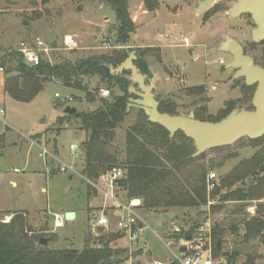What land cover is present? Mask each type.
<instances>
[{
    "label": "rangeland",
    "instance_id": "obj_1",
    "mask_svg": "<svg viewBox=\"0 0 264 264\" xmlns=\"http://www.w3.org/2000/svg\"><path fill=\"white\" fill-rule=\"evenodd\" d=\"M157 1V9L149 11L145 0H129L136 31L127 46L131 52L146 51L142 58L148 63L151 76L157 79L155 95L159 101H173L179 114L200 109V117L213 119L228 103L235 109L249 108L253 89L248 90L243 79L234 77L235 70L226 68L231 56L216 51L228 34L238 38L248 54L262 63L264 44L251 42V19L245 16L231 20L226 16V9L234 0H216L213 8L201 16L193 10L201 0ZM116 28L114 13L101 0H0V51L15 50L23 41L42 37L48 46L58 48L51 56L54 62L62 59L77 62L110 55L121 48L116 45ZM67 34L78 38L79 49H64ZM185 37L190 46L184 44ZM82 78L84 87L97 97L95 102L84 92L66 87L58 80L47 84L30 103L8 97L0 102L5 105V115L0 118L1 219L8 223L14 213H24L31 235L48 239L46 247L52 250H83L101 245L100 235L93 227L102 218L105 200L94 188H89L91 183L82 172L81 145L87 134L80 129L79 121L64 110L72 106L77 112L93 111L100 107L101 99H110V94L102 96V90L109 93L110 90L98 76L89 75V71L83 72ZM203 84L206 88L203 93L191 91ZM113 92L120 93L117 88ZM69 97L73 101H68ZM127 113L112 144V151H118L120 160L125 158L127 132L137 122L145 121L139 108L130 107ZM175 140L176 145L191 146L190 152L195 153L196 148L183 135L179 134ZM71 144L77 149L72 150ZM44 149L49 154L42 156ZM194 159L182 166L177 175L182 184L190 172L202 168L206 170L207 184L209 175H216L215 189L206 188V205L165 212L142 208L140 212L148 228L140 240L147 245L151 258L140 241L130 245L124 237L111 244L128 250L123 255L128 256L123 264L153 263V260L171 264L174 254L180 256L182 252L178 241L171 242L166 233L173 234L175 226L188 232L194 225L207 222L216 231L213 246L221 245L220 256L227 258L237 253L236 264H264V235L247 240L243 228L245 221L257 217L264 220V188L253 190L259 177L264 176V141L253 144L244 138ZM62 163L73 167L75 172H63ZM94 194L96 200L92 198ZM117 195L128 201L123 190L118 189ZM72 212L75 219L65 220L63 227H55L57 215L66 219V214ZM118 232L115 219L110 217L106 233ZM131 252L146 257L142 262Z\"/></svg>",
    "mask_w": 264,
    "mask_h": 264
},
{
    "label": "trees",
    "instance_id": "obj_2",
    "mask_svg": "<svg viewBox=\"0 0 264 264\" xmlns=\"http://www.w3.org/2000/svg\"><path fill=\"white\" fill-rule=\"evenodd\" d=\"M101 2L115 15L116 45L121 48L110 55L89 57L77 62L62 59L61 62L49 63L42 60L35 67L26 65L24 56L19 51H3L0 65L5 69V93L18 102L30 103L47 84L58 80L66 87L84 92L91 102H95L97 97L83 85L82 73L88 69L89 75L98 76L108 85L110 99H101L100 107L93 111L70 114L79 121L80 129L87 134L86 141L81 145L82 172L86 180L98 183L101 176L122 168L125 174L118 182L119 190L126 192L128 200L142 199V208L146 211L156 212L163 209L165 212L173 208L183 210L206 205L208 201L206 170L202 168L190 172L184 184L177 175L182 166L195 160L192 158L194 153L190 152L191 146L175 144L179 134L184 136L182 132L170 138L166 129L151 124L145 113L140 110L145 121L137 122L127 132L124 160H120L117 150L112 151L117 129L125 121L129 100L134 96L128 91L132 85L130 73L124 72L116 77L111 74L108 66L118 67L128 57L131 51L127 43L130 36L135 34L136 27L129 12V0ZM145 5L149 11H154L158 7V1L145 0ZM138 52L136 64L144 74L150 75L148 63L142 58V53L146 51ZM115 88L120 91L119 95L113 92ZM191 91L203 93L204 89L194 88ZM234 109L235 107L228 103L227 108L221 111L216 119L200 117L199 109L196 110V117L201 121L217 122ZM159 110L163 113L179 114L176 103L171 100L161 102ZM187 141L193 145L191 139L188 138ZM249 141L253 144L263 143L264 137ZM89 188L94 187L90 184ZM262 188L264 176L259 177L253 190L256 192ZM196 227L194 225L190 231L181 232L177 236L186 239L187 235L195 232ZM243 228L247 240L257 238L264 235V220L257 217L245 221ZM99 235L98 241L101 245L97 247L89 246L83 250L74 248L52 250L40 245L41 236L31 235L28 218L24 213H14L13 219L8 223L3 222L0 213V264H123L128 258V256L123 258V255L128 250L112 247L111 244L126 237L125 233L103 232ZM216 235L214 230V237ZM215 246L214 256L220 257L221 249L218 244ZM237 256V253L227 256L228 264H236Z\"/></svg>",
    "mask_w": 264,
    "mask_h": 264
},
{
    "label": "water",
    "instance_id": "obj_3",
    "mask_svg": "<svg viewBox=\"0 0 264 264\" xmlns=\"http://www.w3.org/2000/svg\"><path fill=\"white\" fill-rule=\"evenodd\" d=\"M214 3V0H201L195 8L196 14L206 12ZM232 19L249 15L253 19L255 27L252 29V40L256 43L264 41V0H235L227 12ZM27 25V22H25ZM219 51L232 56V62L228 67L237 70L236 77L246 79L248 86L257 87L252 99V110L234 109L220 121H201L197 119L194 111L189 114H169L159 110L160 103L155 95L157 79L144 74L136 64L137 50L129 53L128 57L118 67L109 65L113 76H119L129 72L132 85L128 91L131 98L127 107L139 108L148 118L151 124H157L169 132L170 138L182 132L191 139L196 151L192 158H197L206 151L232 146L239 140L247 138L255 141L264 137V68L256 64L255 59L245 53L243 45L230 36L221 41ZM85 69L84 72H87ZM66 115L77 113V108L69 106L64 110ZM74 212L66 214V220L75 219ZM97 232H105V227L98 226ZM191 236L186 238L184 244L190 241ZM48 239L41 238L40 245L46 246ZM219 248H220V244ZM185 248L182 252H185ZM125 264V263H124Z\"/></svg>",
    "mask_w": 264,
    "mask_h": 264
},
{
    "label": "built area",
    "instance_id": "obj_4",
    "mask_svg": "<svg viewBox=\"0 0 264 264\" xmlns=\"http://www.w3.org/2000/svg\"><path fill=\"white\" fill-rule=\"evenodd\" d=\"M63 47L65 50H76L78 47V38L75 35L67 34L63 40ZM19 51L24 56L25 64L30 67L38 66L42 60H46L52 63L51 58L52 53L58 48L53 46H48L42 37H37L30 41H23L20 46L15 49ZM4 67L0 66V72H4ZM110 93L108 90H102V96H108ZM59 97L58 94L55 95ZM68 101H73L72 97H69ZM5 109L0 107V118L4 117ZM70 148L76 150V145L71 144ZM44 154H49L46 149H44ZM62 171L67 170L75 172L73 167L63 164ZM124 169H114L111 172L106 173L100 177L98 183L91 182L94 189L104 198L105 207L102 213V218L99 220L98 226L105 227V232L110 225V216L117 219V229L124 232L129 240L130 245H136L140 241L141 234L146 231L148 226L144 219L143 214H141V209L143 205L142 199H132L128 201L121 200L117 195L118 182L124 176ZM209 180L207 188L209 191L215 189L216 175L212 173L209 175ZM105 185V186H104ZM107 212V213H105ZM65 216L57 215L55 220V227L60 228L65 225ZM97 227H93L94 232H97ZM195 232L187 235L191 236L190 241L185 243V253L178 256L174 254L173 263L174 264H228L227 258L225 257H215L214 256V246H213V234L214 230L211 225L202 224L195 228ZM176 233H181V230L174 229ZM183 243L186 241L185 238L182 239ZM171 245V244H170ZM131 256H135L134 252H131ZM133 258H131L132 260ZM131 264V262H130Z\"/></svg>",
    "mask_w": 264,
    "mask_h": 264
},
{
    "label": "crops",
    "instance_id": "obj_5",
    "mask_svg": "<svg viewBox=\"0 0 264 264\" xmlns=\"http://www.w3.org/2000/svg\"><path fill=\"white\" fill-rule=\"evenodd\" d=\"M133 22H135V19L133 20ZM3 54H4V52L3 51H0V60H1V57L3 56ZM1 66V65H0ZM5 71V70H4ZM0 75H1V78H0V102L1 101H6V99H5V97H8V98H11L8 94H6L5 93V83H4V80H5V73L4 72H0ZM4 107L5 105H4V103H0V107ZM49 153V152H48ZM42 156H45V154H44V152L41 154ZM13 183V185L14 186H17V183H15V182H12ZM92 198L94 199V200H96L97 198H96V196H95V194L92 196ZM110 217H112V216H110ZM112 219H115V221H116V223H117V219L116 218H114V217H112ZM116 228H117V226H116ZM178 229V227L177 226H175L174 228H173V230L174 229ZM118 230V229H117ZM119 231V230H118ZM175 231V230H174ZM119 232H121V231H119ZM179 233H176V232H174L173 234L172 233H169V232H167L166 233V235H167V237H169V238H171L170 240H171V242H175V241H178V244H177V246H179V248H180V250H181V252H182V249L183 248H185V244L183 243V237H179V236H177ZM142 236V235H141ZM179 238V239H178ZM140 239H141V237H140ZM140 245H141V247L144 249V251L145 252H147L148 253V255H149V257L151 258V256H150V254H149V252L147 251V249H148V247H147V245L142 241V243H141V240H140ZM186 249V248H185ZM185 253V252H184ZM183 252H182V254H184ZM141 254H143V253H140V254H138V253H135V256H136V258L140 261H142L143 259L142 258H144V257H146V255H141ZM143 262V261H142ZM145 264H165V263H163L162 261H160V260H153V263H147V262H145ZM171 264H174L173 263V260L171 261Z\"/></svg>",
    "mask_w": 264,
    "mask_h": 264
},
{
    "label": "flooded vegetation",
    "instance_id": "obj_6",
    "mask_svg": "<svg viewBox=\"0 0 264 264\" xmlns=\"http://www.w3.org/2000/svg\"><path fill=\"white\" fill-rule=\"evenodd\" d=\"M199 2H201V1H198L197 2V4H196V6L195 7H193V10H195V8L197 7V5H198V3ZM215 2H216V0H214V3L212 4V6L206 11V12H204V13H201L200 15H198V14H196L197 16H201L202 14H207L209 11H210V9L211 8H213V6H214V4H215ZM233 2H235V0L233 1ZM232 2V3H233ZM232 3H231V5H232ZM231 5L226 9V12H225V14H226V16L229 18V19H231V20H235V19H239V18H242V17H245V16H247V17H249L250 19H251V21H252V29L255 27V24H254V22H253V19L251 18V16H249V15H244V16H241V17H239V18H235V19H232V18H230L229 16H228V14H227V12H228V9L231 7ZM252 30L250 31V37H251V42L252 43H255V44H264V41L263 42H259V43H256V42H254L253 40H252ZM227 36H230V37H232V38H234L233 36H231V35H225L224 36V38L221 40V41H223V40H225V38L227 37ZM234 39H237L238 41H239V39L238 38H234ZM221 41L219 42V46H218V48H217V51L216 52H218V53H223V52H220L219 51V47H220V43H221ZM240 42V41H239ZM241 43V42H240ZM184 44L185 45H187V46H190V42H189V39L188 38H186L185 37V39H184ZM242 45H243V43H241ZM243 47H244V49H245V53L248 55V56H250L249 54H248V52H247V49H246V47L243 45ZM150 49V48H149ZM193 53V52H192ZM223 54H227V53H223ZM227 55H229V54H227ZM231 56V55H230ZM251 58H253V59H255V57H252V56H250ZM137 59H138V50H137ZM231 60H232V56H231ZM136 62V61H135ZM232 62V61H231ZM255 62H256V64H258V65H260L261 67H263L264 68V53H263V55H262V63L261 62H259L257 59H255ZM230 63V62H229ZM229 63H227L226 64V68H229L228 67V65H229ZM149 67V66H148ZM232 69V68H231ZM233 70H235V69H233ZM150 71V70H149ZM236 73H237V70H235V75H234V77L237 79V78H240V79H243L244 80V82H245V85L247 86V89L249 90V89H253V93H254V91H255V89H256V87H257V84H255L254 86H248L247 85V83H246V79L245 78H242V77H236ZM146 75H148V74H146ZM152 74H151V72H150V75H148L150 78H153L152 76H151ZM157 82V81H156ZM156 88V87H155ZM194 88H205V86H204V84H203V86H198V87H194ZM193 88V89H194ZM205 90H206V88H205ZM204 90V91H205ZM154 92H155V90H154ZM253 97H254V94H253ZM253 97H252V99H253ZM133 98H135L136 99V96H134ZM131 99V98H130ZM157 99H158V97H157ZM252 99H251V101H250V107L252 108ZM158 101H159V99H158ZM129 102H130V100H129ZM159 103H161V101H159ZM160 107V106H159ZM238 109V108H237ZM247 110V109H246ZM252 110V109H251ZM195 112V114H196V111H194Z\"/></svg>",
    "mask_w": 264,
    "mask_h": 264
}]
</instances>
